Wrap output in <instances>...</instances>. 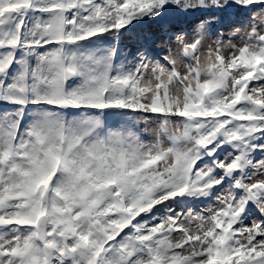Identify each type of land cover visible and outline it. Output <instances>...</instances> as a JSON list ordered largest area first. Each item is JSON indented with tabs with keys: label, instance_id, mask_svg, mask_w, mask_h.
<instances>
[{
	"label": "snow or ice",
	"instance_id": "6c2138e0",
	"mask_svg": "<svg viewBox=\"0 0 264 264\" xmlns=\"http://www.w3.org/2000/svg\"><path fill=\"white\" fill-rule=\"evenodd\" d=\"M0 264H264V0H0Z\"/></svg>",
	"mask_w": 264,
	"mask_h": 264
}]
</instances>
